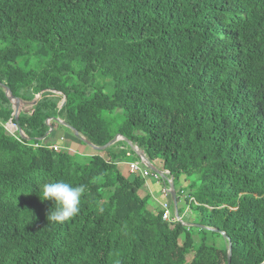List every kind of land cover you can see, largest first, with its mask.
Returning <instances> with one entry per match:
<instances>
[{
	"label": "trees",
	"instance_id": "1",
	"mask_svg": "<svg viewBox=\"0 0 264 264\" xmlns=\"http://www.w3.org/2000/svg\"><path fill=\"white\" fill-rule=\"evenodd\" d=\"M0 84L42 93L22 137L0 88V264H264V0H0ZM59 121L159 160L198 227L163 221L125 142L49 150ZM58 180L84 186L63 223L37 185Z\"/></svg>",
	"mask_w": 264,
	"mask_h": 264
},
{
	"label": "water",
	"instance_id": "2",
	"mask_svg": "<svg viewBox=\"0 0 264 264\" xmlns=\"http://www.w3.org/2000/svg\"><path fill=\"white\" fill-rule=\"evenodd\" d=\"M0 88L3 89L5 97L7 98V100L10 102L12 108H13V120L14 123L17 125L19 117L22 113L25 112L26 109H30V111H32L39 103L42 93H40L39 95H37L34 100L32 102H24L19 98L14 97V95L12 94V92L10 91L9 88H7L6 86L0 84ZM27 112H25L26 114ZM59 124L66 128L67 130H69L70 132L73 133V135L75 136V138L77 140H79L81 143H83L85 146L89 147L90 149H92L93 151L96 152H104L107 149L111 148L112 146H114L116 143L123 141L127 144V146L129 147V149L135 154V156L138 158V160L142 161L143 164L149 169L151 170L153 173H155L156 175H158L160 178L165 179L166 175L164 172H161L159 170H157L154 166H152V164L150 163V161L148 160V158L145 156V154L143 153V151L141 149H139L137 146L133 145L131 142L127 141L125 138L123 137H116L114 140H112L111 142H109L106 146L104 147H96L94 145H92L90 142H88L85 138L80 137V135L78 134L77 131H75L74 129H72L70 126H68L65 122L63 121H59ZM18 126V125H17ZM18 131L19 134L24 137L23 133L20 132L19 127H18ZM53 131V128L51 127L48 133V136L51 134V132ZM170 187V196H171V200L175 209V215L178 219H180L178 211H177V193L174 187L173 182L169 185ZM183 224V223H182ZM184 227H198V226H192V225H187L184 224ZM213 232H216L215 230H212ZM219 233V232H218ZM225 238H227V236L224 233H221ZM231 256H232V247L231 244H229V248H228V264H231Z\"/></svg>",
	"mask_w": 264,
	"mask_h": 264
},
{
	"label": "clouds",
	"instance_id": "3",
	"mask_svg": "<svg viewBox=\"0 0 264 264\" xmlns=\"http://www.w3.org/2000/svg\"><path fill=\"white\" fill-rule=\"evenodd\" d=\"M42 201H52L53 207L47 214L48 222L63 223L79 215L81 210L84 186L76 185L63 180L37 184Z\"/></svg>",
	"mask_w": 264,
	"mask_h": 264
},
{
	"label": "built area",
	"instance_id": "4",
	"mask_svg": "<svg viewBox=\"0 0 264 264\" xmlns=\"http://www.w3.org/2000/svg\"><path fill=\"white\" fill-rule=\"evenodd\" d=\"M4 128L7 132H9L11 135H19L18 126L14 123L13 119L10 120L8 123L4 125ZM45 142L44 140L41 142ZM63 143V140L60 141ZM42 146V144H41ZM35 147H38L36 145ZM48 149L54 152H58L64 147L61 144H50L48 146ZM152 164V162L150 161ZM152 166H154L152 164ZM155 167V166H154ZM128 170L130 174L132 175H139L141 178H143L145 181L148 179H153L156 181V183L159 185L161 184V189L159 192L160 197L163 199L162 201L159 199H155V202L161 207L162 210V219L163 221L167 223H182V219H178L175 215V210H171V196H170V187L169 185L173 182L172 178H170V175L167 172H164L166 175L165 179L160 178L158 175L153 173L151 170H149L142 161L138 160L137 162H132L128 165ZM145 186H147V182L145 183ZM181 199L185 200L186 196L181 192ZM193 201V200H191ZM189 228V227H188Z\"/></svg>",
	"mask_w": 264,
	"mask_h": 264
},
{
	"label": "rangeland",
	"instance_id": "5",
	"mask_svg": "<svg viewBox=\"0 0 264 264\" xmlns=\"http://www.w3.org/2000/svg\"><path fill=\"white\" fill-rule=\"evenodd\" d=\"M34 65H35V62L32 60L31 66L33 67ZM104 82L105 81H100V84L103 85ZM105 92L108 94H110V92H111V83L108 81L105 84ZM25 112H27L26 114H28L31 111H30V109H26ZM105 118L107 120H111L114 124H119L122 121V118H118L115 116H109L108 117V115H107V116H105ZM48 140L51 144H61L64 146V148L65 147L66 148L71 147L78 152H81L85 148V145L83 143H81L79 140H77L75 138V136L70 131L68 132L66 129H64L62 127H55L53 129V131L51 132V134L49 135ZM62 140H63V143L60 142ZM136 160H138V158L135 156L132 159L128 160L124 166H128L131 162H134V161L137 162ZM152 164L155 166V168L157 170L161 171L160 169H162V166L160 165L159 160L153 161ZM127 172L130 174L128 169H127ZM146 182L147 183L150 182L154 187H158L156 181L153 179H148V180H146ZM160 189H161V184H159V192H160ZM156 195H157V197H160L159 194H156ZM160 200L162 201L163 199L160 198ZM183 205H184V202L179 204V208H180L181 212L183 213V214H181V219H182V223H183V224L181 223V225L187 224V225L197 226L196 224H194V222L196 221V217L194 216V214H190V212H187L185 210V208L183 207Z\"/></svg>",
	"mask_w": 264,
	"mask_h": 264
},
{
	"label": "crops",
	"instance_id": "6",
	"mask_svg": "<svg viewBox=\"0 0 264 264\" xmlns=\"http://www.w3.org/2000/svg\"><path fill=\"white\" fill-rule=\"evenodd\" d=\"M63 146V145H62ZM64 147V146H63ZM66 148V147H65ZM68 149V151H70V152H74V153H76V154H79V155H86V156H89V155H91L93 152V150L92 149H90L89 147H87V146H85V148H84V150H82L81 152H78V151H76V150H74L73 148H71V147H69V148H67ZM128 169V167L125 169V170H127ZM125 174H127V175H130V176H132V174H129L127 171L125 172ZM157 186L158 187H154L150 182H148L147 183V186H144V188L145 189H143V191H142V195H149V196H151V199L153 200V201H155V199H157V200H159L161 197H157V195L156 194H159V185L157 184ZM155 204H157L156 202H155Z\"/></svg>",
	"mask_w": 264,
	"mask_h": 264
}]
</instances>
